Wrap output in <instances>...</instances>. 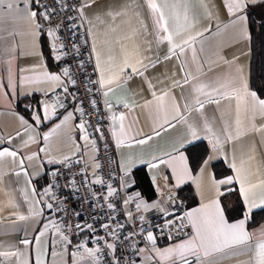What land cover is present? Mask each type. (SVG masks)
<instances>
[{"label":"crops","instance_id":"obj_1","mask_svg":"<svg viewBox=\"0 0 264 264\" xmlns=\"http://www.w3.org/2000/svg\"><path fill=\"white\" fill-rule=\"evenodd\" d=\"M81 1L83 6L86 3L91 4V7H83V16L95 65L99 53L105 77L109 74L120 76L118 82L109 86L113 90L105 97V100L107 99L111 104L108 110L112 133L115 131L124 141L123 145L118 147L113 138L119 168L127 182L135 185V171L144 169L151 185L154 197L147 199L141 195L138 198L140 208H137V213L140 216L146 219L168 218L174 213V208L165 195L173 190L180 193L185 186H190L195 198V204L185 208L186 213L217 198L211 181L221 180L226 176L235 177L236 172L230 167L232 163L241 167L243 162V169L250 174L252 183L264 179V132L253 128V125L256 128L264 126V118L257 115L254 120H248L241 112L239 117L241 124L237 125V102L235 99H225L223 93L230 89L220 87L233 77L238 79L242 74L249 90L253 91L250 86V40H242L234 33L231 27L232 18L229 17L223 0H191L195 19L199 21L196 31H203V35H196L191 46L185 47L183 54L177 50V55L169 60H164V56L168 54L167 42L156 44L153 18L145 0ZM12 2L16 7L23 8L24 0H12ZM155 2L162 5L165 0H155ZM175 2L178 0H167L169 5ZM262 3H264L262 0H256L250 7ZM129 5L130 7H126ZM32 8L36 10L33 4ZM125 8L126 13L117 15L115 19L107 15L109 11L124 12ZM165 12L169 15L171 9H165ZM8 13L7 7L0 9V17H5L0 21V32L5 37L7 32L13 29L18 32L28 30L29 25L26 22L23 20L14 22L8 18ZM41 20L42 17L37 21L40 26ZM225 25L228 27L226 28ZM205 28L208 30L204 31ZM15 44V51H8L12 45V38L0 40V150L8 148L17 152L15 159L6 157L0 160V251H13L19 254L18 257L14 256L8 260L6 264H35L38 247L35 237L44 230L45 225H48V230L39 245V249L44 250L45 241L47 242V253L42 256L45 264H74L67 243L61 241L56 234L53 224H58L48 213L41 190L47 183L51 167L80 155L92 160L94 148L82 138L78 127L80 123L73 111L69 110L56 116L48 109L49 115L45 117L44 95L62 88L65 78L63 72L52 70L48 65L45 49L48 45L51 51V47L41 27L34 38L18 35ZM193 49L196 53L195 62H193ZM110 56L111 60H109ZM126 56L132 64L137 60L149 64L147 58L151 61L159 58L160 62L155 67L149 64L143 76L130 75V67L125 68L124 73L120 72ZM55 57L53 55V58ZM234 57L238 59L234 60ZM137 67L143 70L142 65L137 64ZM238 67L242 69V73H237ZM45 72L59 75V83L47 82L44 77ZM97 72L100 79L101 71L97 69ZM186 76L187 83H185ZM176 81H179V85L175 83ZM201 85L205 86L203 92H195L194 89ZM217 88H220L219 92L215 91ZM153 92L156 96L168 93L163 111L158 109ZM197 98L204 105L199 111L196 110L200 107L196 103ZM26 99H33L32 111L24 115L17 107ZM149 101L152 103L144 107ZM123 102L128 103L131 110L125 108ZM174 105L179 106L187 122L172 119L175 115ZM185 105L187 111L184 110ZM68 113H72V117L64 122ZM34 114L39 115L42 122L37 123L33 119ZM121 114L125 116L124 135H120V121L112 119L113 115L119 117ZM165 115L169 123L164 122ZM21 120L25 123H21ZM205 124L211 128V133L205 130ZM57 125L60 127L57 128ZM189 125L195 128L196 136L189 133ZM225 127L229 128V133L234 137L231 143L226 142ZM54 128L56 131L52 132ZM238 131L240 134L236 138ZM156 132L159 135H156ZM46 133L50 134L47 141L44 140ZM149 136L152 138L148 139ZM217 137L221 144L214 152L213 143ZM141 139L146 140V143L143 145L137 143ZM198 143L207 145L209 151L205 160L209 162L207 165L202 163L199 169L192 173L185 150ZM169 153L177 157L172 167L159 163V159L169 160L170 157L166 155ZM180 155H183L187 163V173L177 183L173 168L179 170L182 167L178 159ZM28 156L33 158L29 160ZM21 160L23 168L19 167ZM151 164H156V167H151ZM218 164H221L220 174L216 175L214 166ZM220 191L224 193L219 195L218 199L225 210V219L229 223H234L244 218L242 216L229 221L226 216L227 209L236 204L238 198L246 210L243 197L240 195V184L234 181L231 185H221ZM262 195L264 189L259 187L253 189L250 194V199L255 200L256 206L249 211L245 230L254 235V239L249 242L253 246L256 242L255 238L264 232V221L252 225L249 223L254 213L264 210V205L260 204ZM36 201L39 203L37 204ZM30 208L33 209V213L29 212ZM36 211L40 215H35ZM20 216L26 218L21 220ZM193 235L191 227V235L179 241L165 242L154 238L155 245L149 243V251L140 252L138 264H162L153 248L163 250L182 243ZM24 239H28L31 243L28 246L23 245L21 241ZM53 252L56 255H53ZM187 259L190 264H197L195 256L189 255ZM249 259L250 254L239 249H226L224 253H216L209 258H204L201 254L202 262L212 261L213 264H248ZM75 260L76 264H92L88 259L75 258Z\"/></svg>","mask_w":264,"mask_h":264},{"label":"built area","instance_id":"obj_2","mask_svg":"<svg viewBox=\"0 0 264 264\" xmlns=\"http://www.w3.org/2000/svg\"><path fill=\"white\" fill-rule=\"evenodd\" d=\"M33 5L41 11V5L54 9L49 13L50 20L42 17L41 29L48 38L52 54L60 56L64 68L69 69L63 87L47 93L43 99L56 116L73 111L77 121L85 125L90 141L95 142L91 143L92 160L80 155L51 167L48 181L41 190L46 206L53 205L51 209L47 207L48 213L68 237V252L72 257L74 252H83L76 247L83 243L86 248L101 250L97 264H114L112 250L106 247L107 243H112L119 264H138L140 249L149 251L146 239L149 232L165 242L191 235L180 193L173 190L165 195L174 208L168 218L146 219L137 213L141 193L135 184L127 182L119 168L111 117L104 89L98 83L100 79L84 16H81L83 3L81 0H41V5ZM50 30L55 32V37L48 35ZM53 44L57 45V51H53ZM70 78L75 83H71ZM97 179L99 183L94 182ZM109 185L115 192L106 200ZM45 188H49L47 195H44ZM109 203L113 208L108 207Z\"/></svg>","mask_w":264,"mask_h":264},{"label":"snow or ice","instance_id":"obj_3","mask_svg":"<svg viewBox=\"0 0 264 264\" xmlns=\"http://www.w3.org/2000/svg\"><path fill=\"white\" fill-rule=\"evenodd\" d=\"M95 2V0H93ZM146 5L148 9L151 12L152 18H153V24H154V31L156 36V44L160 45L165 42H167L168 45V54L164 56V60H169L172 58V56L177 55V50L181 54L184 53L186 46H191L192 41L195 40L196 35H203V31H196V26L199 23L198 20L195 19L194 13L192 11L191 6V0H178V2L172 3L169 5L167 3V0H165L164 4L158 5L155 0H145ZM256 0H223L224 7L226 8L228 15L231 19V27L236 35H238L242 40H250L251 39V30L253 28L254 23L256 24V27H258L260 30L264 31V18H260L259 22L256 23L252 21L250 14L248 13L249 7L255 3ZM264 2V0H262ZM35 3L37 5H41V0H24L23 8L16 7L12 0H0V9L7 7L9 10L8 18H10L12 21H18L23 20L29 25V28L26 32H18L15 29L10 30L7 32V37L12 38V45L11 48L8 49V51H15L16 44H15V38L19 35L21 37L28 36L34 38L38 34V30L40 29V24L37 22L40 17H43L44 20H50L51 16L49 13L51 11H54V9H50L46 6H42L43 10L41 11L39 8L36 10H33L32 4ZM84 7H91L90 3H86ZM126 7H130L126 6ZM171 9V13L169 15H166L165 9ZM126 13V8L124 12H117L113 13L109 11L107 15L112 16L113 19L117 15H122ZM81 16H83V11L81 10ZM100 18L99 16L97 17ZM211 17H209L210 19ZM5 17H0V21H3ZM227 28L228 25H225ZM208 29L205 28L204 31H207ZM146 31V30H145ZM193 31H195V35H193ZM49 36L55 37L54 31H49ZM7 37L3 35L2 32H0V40H6ZM131 38V37H129ZM34 42V39H33ZM53 51H57V45H52ZM193 55V62L196 61V53L195 50H192ZM57 60L60 59V56L55 57ZM112 57H109V60H111ZM149 59V64L152 67H155L157 63L160 62L159 58H157L156 61H151ZM238 59V57H234V60ZM11 63V61H9ZM226 63H231L230 61H226ZM137 64L142 65L143 70L141 68L137 67ZM149 64H143L142 61L137 60L135 64L130 63L129 59H124L123 66L120 69L121 73H124V69L130 67L131 68V74L130 75H139L143 76L144 71L147 70L149 67ZM97 69L101 71V78L98 81L100 88L105 89L104 96L107 97L109 95V92H111L113 89L109 87L115 82H118L120 80L119 75L109 74L107 77L104 75V69L101 68V58L100 54L97 53ZM211 70V69H210ZM183 71V69H181ZM237 73H242L241 68L236 69ZM64 76H69V69L63 68L62 70ZM129 75V78H130ZM44 77L47 82H51L52 84H58L60 81L59 75L49 74L47 72L44 73ZM71 83H75L74 80H71ZM188 82L187 76L185 78V83ZM177 85H179V81L175 82ZM151 87V85H150ZM205 86L201 85L199 87H196L194 89L195 92L201 93L203 92V88ZM221 88H228L229 91L223 93L225 99H235L236 100V113H237V125L241 124V121L239 119L241 112H243L248 120H254L257 115H259L261 118H264V98H258L257 93L255 91H250L247 82L244 80L243 75L241 74L239 78L236 77L231 78L226 84H223L220 86ZM67 91V89H65ZM215 91L219 92L220 88L215 89ZM168 95V93H164L161 96H156V93L153 92V96L156 98V102L158 105V109L160 111L164 110V102L165 97ZM59 102V101H58ZM215 103H219V101H213ZM152 102H146L144 107H147L148 104H151ZM196 103L199 104V109H196L199 111L204 107L203 103L199 101V99H196ZM95 102H93V105ZM106 106L111 108L110 102L106 99L105 100ZM123 106L125 108H130V105L126 102H123ZM185 111L188 110L187 105H185ZM174 111L175 115L172 117V119H175L177 121H184L187 122L186 117L182 114L179 106L174 105ZM44 112L45 117L47 118L49 115L48 106H44ZM83 115V113L81 112ZM72 113H68L67 116L64 118V122L71 119ZM33 119L40 123L41 118L39 115L34 114ZM113 121H116L117 119L120 121V135H124V123L125 116L121 114L119 117L113 115L112 116ZM165 123H169V120L167 118V115H165L164 119ZM21 123H25V121L21 120ZM57 128L60 127V125L56 126ZM80 128V131L82 133V138L89 143H92L94 145V141H89L88 135L86 133L85 125L80 124L78 125ZM253 128L256 129V131L264 132V126H261L259 128H256L255 125H253ZM205 130L209 133L212 132L211 128L208 127L207 124H205ZM56 128L52 129V132H55ZM99 131V129H97ZM155 131V129H153ZM225 135H226V142L231 143L234 139V137L229 133V128L225 127L224 129ZM189 133L192 136H196L197 132L195 128L191 125H189ZM239 131L237 132V137H239ZM50 134H45L44 140L47 141L49 139ZM113 138L116 140V144L118 147L123 145L124 141L119 138L117 133L113 131L112 133ZM156 135H159L158 132H156ZM214 135V134H213ZM152 137L149 136L148 139H151ZM31 139V137H30ZM27 143V141H25ZM137 143L143 145L146 143V140L141 139L137 141ZM221 144V141L217 137L215 140V143H213V151H217L219 146ZM43 151V149H41ZM170 157L169 160L159 159V163L161 164H167L169 167L173 166V161L177 159V157L171 156V154H166ZM17 156L16 151H11L8 148H4L3 150H0V160H3L6 157H11L15 159ZM33 157L28 156L27 159L31 160ZM67 159V158H66ZM154 159H158L154 157ZM182 167L177 170L176 168H173L174 174L176 175L177 183L180 182L182 176L187 173V163L184 160L183 155H180L178 157ZM210 159V158H209ZM208 160H204L203 163L205 165L208 164ZM151 167H156V164H151ZM20 168H23V161H20L19 164ZM96 167H99V164L96 165ZM230 167L233 169V171L236 172V176H226L224 179L221 180H215L213 179L211 181V184L213 188L216 190L217 198L211 199L209 202L202 204L199 208H196L192 211L187 212L186 218L189 222V224L192 227L194 235L183 241L182 243H178L174 246L165 248L163 250L153 248L155 255L160 259L162 262H168V264H190L187 257L189 255L195 256L197 260V264H213L212 261H201V254L204 258L212 257L216 253H224L226 249H239L244 253L250 254V259L248 261V264H264V232L260 234L259 237H256V242L254 246L250 244L249 242L254 239V235L250 234L245 230V223L248 219L249 211L256 206L255 200L250 199V194L253 192V189L259 187L261 189H264V179H260L258 183H252L250 180V174L247 173L243 169V162L241 163V167H237L235 163H232ZM203 171V169H201ZM19 175V173H17ZM27 175V173H25ZM55 175V174H53ZM238 182L240 184V195L243 197L244 205L246 207V210H243V217L242 219H239L238 221L234 223H229L225 219V210L222 208L218 196L223 195L224 193L220 191L221 185H231L233 182ZM96 183H99L100 181L97 179L94 181ZM230 190V189H229ZM115 192V189H113L110 185L107 189V197L105 199L107 200L108 197H111ZM49 193V188L44 189V195H47ZM128 201H125L127 203ZM38 204L39 201H36ZM260 204L264 205V195L260 198ZM49 209L53 207L51 203L47 205ZM108 207L111 209L113 208V205L111 203L108 204ZM147 207V205H145ZM137 208H140V204H137ZM30 213H33V209H29ZM35 215H40L38 211L34 213ZM26 217L20 216L19 219L23 220ZM53 226L56 228V234L59 235V239L61 241H64L66 243H70L68 240V237L63 234V231L61 230L60 226L53 224ZM105 227H107L105 225ZM77 228L79 229L80 226L77 225ZM91 228V226H89ZM48 230V225H45V228L43 231L39 232V235L35 237V242L37 244V251L35 256V264H45V261L42 259L43 255H46L47 253V242L45 241V248L44 250L39 249V245L41 242V239L45 236V233ZM127 239V238H125ZM147 241L151 243L153 246L155 245V240L151 232L147 234L146 237ZM21 243L25 246H28L31 242L28 239H24L21 241ZM77 249H83V252H74L73 258H74V264H76L75 258L77 256L80 257L81 260L88 259L92 261V264H97L98 262V253L101 251L99 248L89 249L86 248L83 243L76 246ZM107 249L112 250V255L114 259V264H119V260L115 259V248L112 243L106 244ZM140 252H143V249H140ZM53 255H56L55 252L52 253ZM17 252L13 251H0V264H6L8 260H10L12 257L17 256Z\"/></svg>","mask_w":264,"mask_h":264},{"label":"trees","instance_id":"obj_4","mask_svg":"<svg viewBox=\"0 0 264 264\" xmlns=\"http://www.w3.org/2000/svg\"><path fill=\"white\" fill-rule=\"evenodd\" d=\"M248 13L252 21L258 23L260 18H264V3L256 6L249 7ZM251 65H250V86L253 91L257 93L260 98H264V31L256 27L254 23L251 30ZM48 65L52 70L61 71L64 68V64L53 58V54L47 45L45 49ZM33 99H26L18 104L17 109L24 115L31 113ZM208 147L205 143H198L185 150L188 162L192 173H195L208 154ZM215 165L214 170L216 175H219V166ZM225 171V170H224ZM226 173V171H225ZM136 180V187L140 191L141 195L147 199H152L154 196L151 192V185L146 174V171L142 168L137 169L134 173ZM48 181V179H47ZM46 185V183H45ZM182 196L183 207L188 208L195 204V198L190 186H185L180 190ZM243 206L240 199H237V203L233 204L226 211V216L229 221L239 219L243 216ZM264 221V210L254 213L249 223L257 224Z\"/></svg>","mask_w":264,"mask_h":264},{"label":"water","instance_id":"obj_5","mask_svg":"<svg viewBox=\"0 0 264 264\" xmlns=\"http://www.w3.org/2000/svg\"><path fill=\"white\" fill-rule=\"evenodd\" d=\"M173 215V214H172ZM171 215H169L168 217H170Z\"/></svg>","mask_w":264,"mask_h":264}]
</instances>
